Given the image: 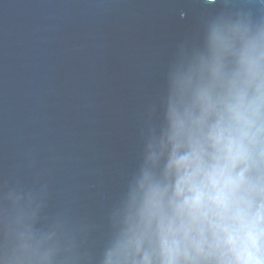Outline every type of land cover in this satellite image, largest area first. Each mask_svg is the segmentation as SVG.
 <instances>
[{
	"label": "water",
	"instance_id": "1",
	"mask_svg": "<svg viewBox=\"0 0 264 264\" xmlns=\"http://www.w3.org/2000/svg\"><path fill=\"white\" fill-rule=\"evenodd\" d=\"M249 232L264 264V0H0V264H243Z\"/></svg>",
	"mask_w": 264,
	"mask_h": 264
},
{
	"label": "clouds",
	"instance_id": "2",
	"mask_svg": "<svg viewBox=\"0 0 264 264\" xmlns=\"http://www.w3.org/2000/svg\"><path fill=\"white\" fill-rule=\"evenodd\" d=\"M183 161H179L178 164H182ZM220 176H223L224 173L221 171ZM213 176H215V173H213ZM215 183V180L213 181ZM195 202H199L200 196L197 195L195 198ZM228 242L230 244L236 245L239 244V252H240V257L243 260V264H251L252 262V255L248 251V246L251 244L253 247L255 246V238L253 235L249 232L247 236L243 238H239L234 235H229V240Z\"/></svg>",
	"mask_w": 264,
	"mask_h": 264
}]
</instances>
